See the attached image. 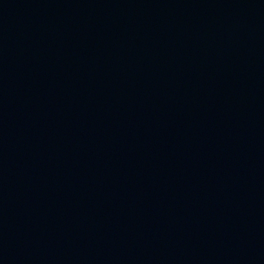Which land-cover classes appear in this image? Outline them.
<instances>
[{
	"label": "water",
	"instance_id": "water-1",
	"mask_svg": "<svg viewBox=\"0 0 264 264\" xmlns=\"http://www.w3.org/2000/svg\"><path fill=\"white\" fill-rule=\"evenodd\" d=\"M0 264H264V0H0Z\"/></svg>",
	"mask_w": 264,
	"mask_h": 264
}]
</instances>
